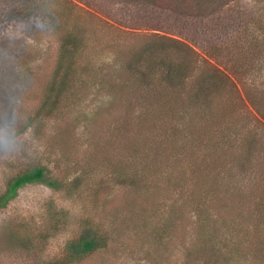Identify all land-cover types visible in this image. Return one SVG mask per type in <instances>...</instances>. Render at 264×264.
I'll return each instance as SVG.
<instances>
[{
  "label": "rangeland",
  "instance_id": "1",
  "mask_svg": "<svg viewBox=\"0 0 264 264\" xmlns=\"http://www.w3.org/2000/svg\"><path fill=\"white\" fill-rule=\"evenodd\" d=\"M227 3L188 22L142 0H0V196L36 166L62 185L0 208V264L61 258L84 221L103 246L74 264H264V0ZM156 37L222 90L154 102L125 69Z\"/></svg>",
  "mask_w": 264,
  "mask_h": 264
},
{
  "label": "trees",
  "instance_id": "2",
  "mask_svg": "<svg viewBox=\"0 0 264 264\" xmlns=\"http://www.w3.org/2000/svg\"><path fill=\"white\" fill-rule=\"evenodd\" d=\"M142 1L147 6L165 10L176 17H183L188 22L191 19L200 21L214 17L228 4V0ZM190 52V48L177 40L156 37L145 46L141 45L136 54L128 60L125 70L129 72L138 88H150L153 101L163 104L165 108L167 106L172 112L174 105L179 104L181 98H184V93H187L193 102H197L222 90L227 81L226 76L214 67L194 75V63ZM190 79H192L191 83H189ZM53 85L55 86L56 83L53 82ZM48 105L49 103L45 104L44 108ZM55 106L54 103L50 104L52 109L56 108ZM146 166L155 170L154 173L158 170L156 162H150L149 167L148 164ZM146 179L147 177L134 176L133 182L136 185L146 186ZM31 184H44L54 190L62 187L58 181L46 177L45 168L33 167L10 179L4 193L0 196V208L14 199L19 189ZM102 246L103 241L99 237L98 228L91 222L84 221L79 234L66 243L61 258L48 264H74Z\"/></svg>",
  "mask_w": 264,
  "mask_h": 264
}]
</instances>
